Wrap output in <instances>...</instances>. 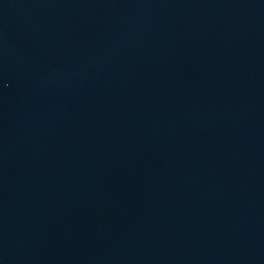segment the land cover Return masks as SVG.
Here are the masks:
<instances>
[{
	"label": "water",
	"instance_id": "obj_1",
	"mask_svg": "<svg viewBox=\"0 0 264 264\" xmlns=\"http://www.w3.org/2000/svg\"><path fill=\"white\" fill-rule=\"evenodd\" d=\"M0 264H264V0H0Z\"/></svg>",
	"mask_w": 264,
	"mask_h": 264
}]
</instances>
